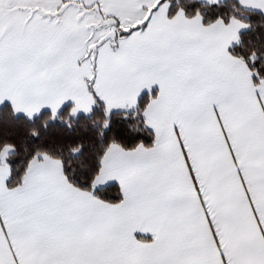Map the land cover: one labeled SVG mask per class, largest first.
Listing matches in <instances>:
<instances>
[{"label":"snow or ice","instance_id":"1","mask_svg":"<svg viewBox=\"0 0 264 264\" xmlns=\"http://www.w3.org/2000/svg\"><path fill=\"white\" fill-rule=\"evenodd\" d=\"M0 264H264V0H0Z\"/></svg>","mask_w":264,"mask_h":264}]
</instances>
